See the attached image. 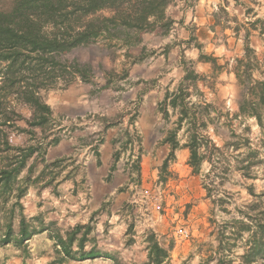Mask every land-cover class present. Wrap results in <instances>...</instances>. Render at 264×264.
Wrapping results in <instances>:
<instances>
[{"label":"rangeland","instance_id":"obj_1","mask_svg":"<svg viewBox=\"0 0 264 264\" xmlns=\"http://www.w3.org/2000/svg\"><path fill=\"white\" fill-rule=\"evenodd\" d=\"M10 1L0 0V9H6ZM245 2L254 9L255 18L246 20L244 9L233 2L225 7L223 0H175L166 10V15L175 21L166 36L144 34L141 43L126 45L121 34L120 39L101 38L65 55L66 59L88 65L94 79L91 85L78 79L66 88L60 83L42 92L62 127L61 142L49 149L46 157L48 163L57 161L56 166L47 168L40 183L31 185L21 200L25 216L42 219L46 225L54 223L62 230L76 224L90 225L89 238L95 239L102 251L116 255L122 264L147 261L150 234L163 247H171L164 264H215L207 259L217 247L216 237L220 232L229 233L234 220L240 219L252 201L246 190L249 185L255 193L264 190V166L255 169L254 180L242 178L235 170L227 172L224 185L212 192L224 199L222 205L227 212H223L214 207L203 189L204 181L218 182L214 174L207 177L209 165L205 163L197 176L188 167L189 152L184 148L187 135L181 130L177 134L180 148L163 173L165 181H160L159 169L169 153V145L163 140L175 127L176 116L172 114L164 120L159 104L165 92L176 90L182 81L185 61L206 79L191 90L190 98L198 105H212V120L202 133L222 147L235 131L247 135L252 147L261 148L264 134L254 119H231L238 112L242 89L228 71L243 55V32L236 38L230 29L216 25L214 20V14L224 7L228 17L219 14V19L225 27L235 28L234 18L239 23L256 18L264 22V0ZM130 33L135 40L137 36ZM192 34L196 42L187 43ZM197 43L204 54L217 59L219 68L199 61ZM251 45L262 62L264 43L257 32L251 34ZM127 51L130 58L125 57ZM123 71L128 72L125 80L121 79ZM254 77L264 79V65L254 72ZM108 78L109 89H104ZM21 111L28 116L25 108ZM226 113L230 116L226 117ZM244 126L250 131L243 133ZM11 141L13 145H24L26 138L13 133ZM260 150L264 158V149ZM116 151L119 156L112 170ZM96 152L100 154V166ZM42 169L39 165L33 177ZM52 177L51 184L43 188L41 185ZM1 217L0 214V226L4 223ZM40 234L27 243L28 254L12 244L0 246V264H50L56 257L54 242L40 240ZM223 241L226 247L231 240ZM36 245H40V251L34 253ZM89 247L91 244H87ZM241 253L240 246L233 248V264L239 262L235 257ZM70 263L113 264L102 258Z\"/></svg>","mask_w":264,"mask_h":264},{"label":"trees","instance_id":"obj_2","mask_svg":"<svg viewBox=\"0 0 264 264\" xmlns=\"http://www.w3.org/2000/svg\"><path fill=\"white\" fill-rule=\"evenodd\" d=\"M174 1L11 0L6 9H0V214L4 221L0 226V232L3 230L0 235L1 247L12 244L28 254L27 243L35 235L46 231L48 238L54 242L56 254L50 264L100 258L122 264L116 255L102 251L96 246L95 239L89 238L90 225L76 224L62 230L54 227V223L46 225L42 219L27 218L24 214L21 200L31 185L40 183L47 168L56 166L58 162L48 163L46 156L49 149L61 142L62 127L41 94L60 83L66 88L78 79L84 84H92L94 76L88 65L64 58L73 49L97 43L101 38L120 39L121 34L126 45L141 43L144 34H169L175 21L166 15V10ZM223 1L225 7L230 2L242 7L246 20L256 17L246 0ZM219 14L228 17L224 7L219 9ZM219 14H214L216 25L230 29L236 38L243 32V55L235 59L234 66L228 71L242 89L238 112L231 119H254L264 134V79L254 77V72L264 65V60H259L251 45V34L255 32L264 43V22L256 18L239 23L234 18L237 26L230 28L220 23ZM130 32L137 36L135 40L130 38ZM193 41L196 42V38L192 34L187 43ZM196 48L200 52V62L210 63L213 69L219 68L215 57L202 52L201 44L197 43ZM125 57L130 58L131 53L127 51ZM182 67V81L176 90H167L159 104V112L164 120H169L172 114L176 116L175 127L163 140L164 144L169 145V153L159 169V178L165 181L163 173L167 172L170 162L175 160V152L180 148L177 134L184 130L187 135L184 148L189 152L188 167L197 176L201 175L205 163L209 165L207 177L214 174L218 182L204 181L203 189L214 207L227 212L222 205L224 199L215 197L213 190L224 185L226 174L231 170L237 171L246 180H254L255 169L264 166L260 150L264 149V139L258 149L252 147L247 135L236 134L235 131H231V139L222 147L206 137L202 132L212 120V105H198L190 101L191 90L196 88L199 81L206 79L185 61ZM127 77L128 72L123 71L121 79ZM110 82L109 78L106 79L103 88L109 89ZM23 108L28 111V116L23 115ZM224 115L230 116L229 113ZM242 131L249 132L250 128L244 126ZM13 133L24 135L26 143L13 145ZM118 156L117 151L112 155V170ZM96 158L97 166H100L99 152H96ZM29 161L32 163L28 165ZM39 165L43 169L33 177ZM53 180L52 177L41 186L47 187ZM246 190L252 201L241 212L240 219L234 220L235 226L229 228V233L218 234L217 247L207 262L233 264V248L236 246L242 250L241 255L235 257L239 260L237 264L264 262V190L255 193L252 185ZM224 238L232 243L227 242L225 247ZM147 242V261L143 264H164L168 261L171 247H163L153 234L147 237ZM87 244H91L89 249L86 248Z\"/></svg>","mask_w":264,"mask_h":264},{"label":"crops","instance_id":"obj_3","mask_svg":"<svg viewBox=\"0 0 264 264\" xmlns=\"http://www.w3.org/2000/svg\"><path fill=\"white\" fill-rule=\"evenodd\" d=\"M257 53V52H256ZM51 152V150H49L48 151V154ZM47 156H49V155H47ZM46 156V157H47ZM57 203V202H56ZM40 211H41V209H39ZM41 236H40V240H45V242L47 241L49 244H50V239L48 238V235H47V232L45 231V232H43V233H41L40 234ZM33 240H37V239H33ZM37 242V241H36ZM38 244V243H37ZM33 245V244H32ZM39 246L40 245H36V247L34 246L33 247V249H32V251L34 250V253H36V252H38V251H40V249H37V248H39ZM45 246H47V245H45ZM70 264H72V263H70Z\"/></svg>","mask_w":264,"mask_h":264}]
</instances>
